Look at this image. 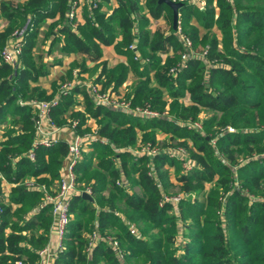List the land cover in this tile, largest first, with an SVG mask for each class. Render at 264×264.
Wrapping results in <instances>:
<instances>
[{"label":"trees","instance_id":"trees-1","mask_svg":"<svg viewBox=\"0 0 264 264\" xmlns=\"http://www.w3.org/2000/svg\"><path fill=\"white\" fill-rule=\"evenodd\" d=\"M73 1L79 2L2 0L0 4V16L9 21L0 30V51L12 31L26 25L17 64L5 62L0 55V121L5 122L0 170L12 184L9 201H0V264H15L18 259L34 264L38 250L48 241L51 204L37 187L50 190L60 178V168L69 158L68 139L34 147L36 114L28 105H19L18 99L45 100L58 94V104L51 110L53 121L72 129L71 136H83L88 120L94 118L97 135L105 142L82 146V155L73 167L80 190L71 196L63 247L53 264H126L129 260H142L143 264H264V0H204L203 5L176 0L183 3L178 9L183 32L179 34L172 25L171 9L158 0H145L144 6L140 0H116L108 12L102 10L108 0H90L71 18ZM161 16L166 28L150 30V18ZM48 18L52 19L49 23ZM48 38L43 51L41 46ZM131 43L135 50L129 48ZM107 45L125 55L126 62L109 67L101 60L102 46ZM54 46L62 54L83 55L62 76L63 82L75 80V84L61 95V90L48 94L31 84L48 74L54 62L45 55ZM86 59L93 66L88 67ZM75 67L77 75L72 71ZM93 70L91 82L101 92L117 94L132 74L135 79L126 94L141 109L162 111L166 102L163 90L167 89L178 118L196 119L200 110L211 111L201 121L204 131L168 116L132 114L96 103L84 81H76V76ZM81 101L83 111L70 110ZM157 127L170 134L173 144L168 146L186 150L188 157L175 160L166 151L136 155L129 150L136 143V128L148 133L147 129ZM144 140L150 146L156 143L153 134ZM114 148L125 149L117 153ZM31 149L33 159L27 156ZM115 155L118 167L112 161ZM167 163H177L182 169L175 181L184 196L174 205L186 241L178 245V221L170 213L172 201L167 200L172 198L169 188L174 186ZM121 174L134 177L143 194L125 190L118 182ZM30 179L34 188L24 183ZM206 183L214 185L205 190ZM87 188L92 201L81 195ZM119 201L129 213L119 214ZM151 231L154 235L147 237ZM94 232L98 239L85 251ZM112 240L118 241L122 258Z\"/></svg>","mask_w":264,"mask_h":264},{"label":"built area","instance_id":"built-area-1","mask_svg":"<svg viewBox=\"0 0 264 264\" xmlns=\"http://www.w3.org/2000/svg\"><path fill=\"white\" fill-rule=\"evenodd\" d=\"M87 3H91L90 0H87ZM191 2H198L199 5H203L202 0H189ZM96 3H94V6ZM79 5L78 2L73 1L71 4V8L69 10V16L72 18L76 13ZM74 25V24H73ZM25 29L16 28L12 31L9 39L7 40L5 46L0 51V55L2 59L11 64L15 65L18 62V56L21 53L23 40L25 36ZM184 39V38H183ZM187 45H190V41L188 39H184ZM130 49H136L135 43L129 44ZM185 54L182 55L185 58ZM137 57V56H136ZM76 74V72H73ZM75 80L73 81H65L61 85V91H59L60 95L63 93L65 94L70 90L71 87L74 86ZM89 89L90 94L94 97L96 103H101L105 106L115 107L117 108L119 104H117L114 99H111V94L107 91L101 92L98 85L93 84L92 82H83ZM59 94L55 95L53 98L49 100H42V99H31V100H22L18 99L19 105H28L30 108L33 109L34 113L36 114L35 119V131L36 137L33 140L34 147L37 146H44L48 147L51 146L59 140L57 134L60 131V127L55 124L51 117V110L58 104L59 101ZM146 110V112L142 111ZM148 111V113H147ZM140 112V111H139ZM141 112L138 115H154L148 109H141ZM75 123L73 122L72 127H74ZM99 142L104 143L105 139L99 137L98 135H79L75 134L68 138V149H69V158L67 160V164L64 168V172L61 174L59 178V187L58 189L50 194L45 192L44 187L38 186V189H41L45 192L44 200L51 204V211H52V223L49 231L48 241L44 247L38 250L39 259L34 264H53L54 258L57 255V251L62 249L63 247V239L66 232V226L70 218L69 214V206H70V199L72 194L75 190V175L73 174V167L76 162L80 158V152H82V146L87 144ZM169 153V152H168ZM27 156L30 159L34 158V151L31 149L27 152ZM0 179L5 180L7 185H12L6 177L0 172ZM24 183L27 187L34 188L35 184L31 180H25ZM86 193L90 194V190L87 188L83 190ZM180 197H176L174 199L167 200H175L177 201ZM1 212V207H0ZM98 239L96 233H93L88 247L86 249H90L94 242ZM113 244V243H112ZM15 264H28L27 262L22 261V259H18L15 261Z\"/></svg>","mask_w":264,"mask_h":264},{"label":"rangeland","instance_id":"rangeland-1","mask_svg":"<svg viewBox=\"0 0 264 264\" xmlns=\"http://www.w3.org/2000/svg\"><path fill=\"white\" fill-rule=\"evenodd\" d=\"M202 1L205 2L204 0H202ZM177 32L183 33L182 32V27L178 26ZM184 39H185V37H184ZM77 69H78V67L73 68V70H74L73 72H77ZM83 74H85V76L88 77V80L83 79L84 76L82 75L81 77L76 76V81H86V82L90 83L92 81V78L95 75V70H93V71H84ZM64 82L62 81V82L59 83V85L57 87V90L54 92V94H56L61 89V85ZM154 83H155V80L152 79L151 80V84H154ZM124 85H126L125 82L122 84L121 87H119L120 88V93L119 94H117L116 92L110 93L111 94V99H114V101H116L117 104H119V105H117L118 106L117 108L121 109V110H124V111H127V112L132 113V114L143 113V112H141V107L140 106H135V105L131 104V102L129 100V97L126 94L127 92L130 93V90H128V89H129L130 85H132V84L129 83L127 87H123ZM98 87H100V86H98ZM163 91H164V99L166 100L164 106L162 107L163 110L162 111L153 110V111H150V112L152 114H154V115H157V116H162L163 115V116L171 117V118L175 119L176 121H178L179 124H181L183 126H187L189 128H194L195 127L197 130H201L203 132L204 130H203L202 126H201V121H202L203 118L208 117L211 114V111L206 110V109L200 110V112H199V114H198L196 119H191V116H188L186 119L178 118L177 114L173 111V109L171 107V102L173 101L172 96L169 95L167 89H164ZM126 96H127V99L125 98ZM45 100H49V99H45ZM184 100H186V99L184 98ZM83 103L84 102L81 101L80 103H78L75 106H73V108H70V110L81 109L83 111L84 110V104ZM142 111L146 112V110H142ZM147 113H148V111H147ZM184 114H187V113H184ZM56 125L60 127V131H63V130H65V128H68V126H60L58 124H56ZM88 126L89 127H88L87 130H85L84 134L87 135V136H89V135H97L98 124H97V122H96V120L94 118H91V119L88 120ZM135 132H136L135 133V135H136V143L133 144L132 146H128V148H129V150L132 153H134L136 155H139V154H142V153L153 154L155 152L157 153V152H161V151H166V152H169L170 159L174 158L175 160H177V159H182V157L184 158V156H185V158L188 157L187 156L188 154H187L186 150H184L182 148L175 149L173 146H168L169 144L172 145L173 142L169 139L170 138V134L167 133L166 131H164V129H162L161 127H157V129H154L153 131H149L147 129L148 133H143L142 129L136 128ZM152 134L155 136V142L156 143H155L154 146H150V141L149 140H144V138H146V136L150 138L152 136ZM179 138H181V137H179ZM184 138L189 140L188 137H184ZM114 149H115V152L119 153L125 148H114ZM81 153L82 152H80V155H82ZM112 161H113L115 167L119 166V157H118V155L112 156ZM66 164H67V162L65 163V166H66ZM189 164L191 165V163H189ZM181 165L184 166V164H181ZM186 165H188V164H186ZM182 166H180V167L182 168ZM165 167L168 168L169 177L174 182V186L172 188H169L170 193L172 194V198L171 199H174L176 197H183L184 194H182L179 191L178 184L175 181L176 175L182 169L179 170L177 163L174 164V165H171V164L167 163L165 165ZM150 170H153L152 167L150 168ZM63 172H64V165L60 168V176H61V174ZM30 180H32V179H30ZM118 182L121 185H125V190H127L129 193L140 194V195L143 194V192L141 190V187L135 182V178L134 177H126L125 175L121 174L120 175V179H118ZM211 184L212 183H210V184L206 183L204 185L203 189H205V190L210 189V187L212 185H214V184H212V185ZM41 187H44V186L41 185ZM58 187H59V179H56L54 181L53 185H51L49 187L50 190L46 189L44 187V189H45L44 191L47 192V193L52 194L51 192H55L58 189ZM77 188L78 187H77V184H76L74 192L77 191ZM263 197H264V195H263ZM1 199H2V197H1ZM92 200H93V198H92ZM171 201L173 203V206H172V209H171L170 213L172 215H175L176 218H177V221H178V217L180 215L179 214V209L174 205V203H176L175 200H171ZM117 206H118L117 208L119 209L118 212H119L120 215L123 216V214L129 213V210H128L126 204L123 201H119ZM13 208H14V206H13ZM52 220H53V217H52ZM187 220H190V218H187ZM51 223H52V221H51ZM131 226L135 230H137V228L133 224H131ZM138 229H139V226H138ZM6 231H9V229H7ZM94 233H97V232H94ZM154 233L155 232H153V231L147 233V237L153 236ZM92 234L89 236V238H91ZM84 235L88 236L87 233H84ZM107 238H111V236H107ZM185 241H186V236L184 235V229H183V227H181V223L178 221L177 222V231H176V244L178 245L179 243H181V242L184 243ZM112 243H113V246L117 248V253L122 258V253H121V249L119 247L118 241L117 240H112ZM124 247H127L126 243H123V248ZM85 251L89 252V249L85 248ZM182 251H183V249L181 248L179 252L181 253ZM101 262L99 261V262H97L95 264H101ZM102 264H104V263L102 262ZM126 264H143V261L142 260H137V261L129 260V261L126 262Z\"/></svg>","mask_w":264,"mask_h":264},{"label":"crops","instance_id":"crops-1","mask_svg":"<svg viewBox=\"0 0 264 264\" xmlns=\"http://www.w3.org/2000/svg\"><path fill=\"white\" fill-rule=\"evenodd\" d=\"M1 1L2 0H0V4H1ZM14 1L23 2L25 0H14ZM87 2H88L87 0H79V2H78L79 7L76 11L77 14H80V12L83 11L84 7L87 5ZM116 4H117L116 0H108L107 2L103 3L102 10L108 12L109 9L113 6H115ZM140 4L142 6H144L145 0H140ZM51 20H52L51 18H48L46 20V22L49 23ZM8 22L9 21L6 17L0 16V30L4 29L8 25ZM193 23L195 25H197L199 27V29L201 28L196 20H193ZM46 26L47 25H44L41 28L43 33L46 31ZM157 26L162 27V28H166L165 19L163 16H161L160 18H150L148 28L153 31ZM178 26L181 27L179 19L177 20V28H178ZM24 28H26V25L24 26ZM49 41H50L49 38L46 39V41H44L43 45L41 46L43 51L47 50V47L49 45ZM45 56H46L47 61L54 62V63L50 65L49 72L47 75L40 76L37 79V81L31 82V84L32 85H38L39 87L43 88L48 94H52L57 90L59 83L62 82V76L66 75L67 71L70 69V65H71L72 61L79 59L83 55H78V54H75L73 52L68 53V54H64V53L62 54L58 50L57 46H54L52 48V50H50L49 52H46ZM101 60L106 61L107 65L109 67H113L114 65H116L118 63L126 62L127 58L125 55L116 53L113 45H107V46H102ZM86 64L88 67H91V66H93L94 63H92L86 59ZM72 71H74V70H72ZM83 73H81L80 77L83 75L84 76L83 79L88 80V77H86L85 74H83ZM133 79H134L133 75L129 74L127 79L124 81L126 85H124L123 87L128 86V84L131 83L133 81ZM84 82H86V81H84ZM4 127H5V122L0 121V139H1L2 133L4 131L3 130ZM72 132H73L72 129L65 128V130L59 131L57 136L60 139H62V138L68 139L71 136ZM35 137H36V135H35ZM64 168H65V164H64ZM0 172L5 176V174L1 170H0ZM10 191H11V186L7 185L5 180L0 179V199L2 197V199L0 201L8 202Z\"/></svg>","mask_w":264,"mask_h":264},{"label":"water","instance_id":"water-1","mask_svg":"<svg viewBox=\"0 0 264 264\" xmlns=\"http://www.w3.org/2000/svg\"><path fill=\"white\" fill-rule=\"evenodd\" d=\"M159 2L165 3L172 11V25L173 28L177 27V20H178V9L179 7L182 6L181 1H176V0H158ZM81 195L88 199L89 201H92V197L89 193H86L84 191L81 192Z\"/></svg>","mask_w":264,"mask_h":264}]
</instances>
